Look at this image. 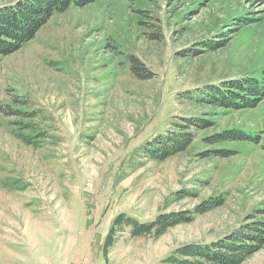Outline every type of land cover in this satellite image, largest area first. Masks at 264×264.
Here are the masks:
<instances>
[{"label":"rangeland","instance_id":"1","mask_svg":"<svg viewBox=\"0 0 264 264\" xmlns=\"http://www.w3.org/2000/svg\"><path fill=\"white\" fill-rule=\"evenodd\" d=\"M212 40L224 46L203 48ZM130 58L151 76L136 77ZM247 76L264 79V0H95L55 13L0 55V264H162L264 219V99L231 111L187 98ZM191 117L212 125L181 153L146 156ZM233 129L260 139L204 142ZM219 149L235 153L201 156ZM212 199L222 204L194 212ZM178 212L191 221L157 239L116 227L106 246L121 214ZM241 264H264V245Z\"/></svg>","mask_w":264,"mask_h":264},{"label":"trees","instance_id":"2","mask_svg":"<svg viewBox=\"0 0 264 264\" xmlns=\"http://www.w3.org/2000/svg\"><path fill=\"white\" fill-rule=\"evenodd\" d=\"M95 0H19L0 8V55L7 56L31 41L36 32L44 26L55 13H62L70 6L84 7ZM224 46L223 42L210 41L203 48L216 50ZM195 50V49H194ZM191 53L197 56L200 52ZM202 51V50H201ZM204 51V50H203ZM183 56H190L185 53ZM131 71L142 79L150 77L144 67L135 59L130 58ZM187 98L197 104H206L213 108L237 111L255 108L264 99V79L247 76L232 79L220 84H210L187 94ZM0 110L3 107L0 105ZM184 123L176 124V129L160 135L149 143L146 156L155 161H163L185 151L194 140V131L211 127L212 122L205 118H182ZM259 136L241 130H226L207 137L208 144L250 140L259 141ZM235 152L230 150H208L201 156L214 155L226 158ZM221 200L212 199L198 205L194 212L204 214L220 206ZM192 219L190 212H178L158 215L154 221L141 223L138 220L121 214L114 220L106 237V246L114 243L116 227L123 225L130 229L131 238H159L169 229L188 223ZM253 220L224 239L209 244H190L182 246L162 264H241L264 245V219Z\"/></svg>","mask_w":264,"mask_h":264}]
</instances>
